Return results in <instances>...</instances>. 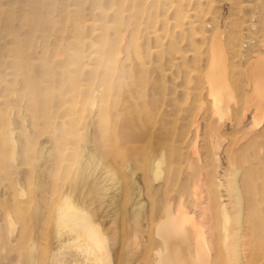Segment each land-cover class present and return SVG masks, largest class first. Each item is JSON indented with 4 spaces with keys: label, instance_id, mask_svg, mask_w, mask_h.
<instances>
[{
    "label": "bare ground",
    "instance_id": "obj_1",
    "mask_svg": "<svg viewBox=\"0 0 264 264\" xmlns=\"http://www.w3.org/2000/svg\"><path fill=\"white\" fill-rule=\"evenodd\" d=\"M72 13L75 16L77 9H72ZM89 25L100 31L113 29L95 22ZM77 26L74 24V28ZM254 27L249 24L245 29L249 31ZM6 28L11 30L5 34L7 44L2 47L9 54L10 76L23 85V96L29 105L23 117L28 120L29 132L20 139L18 149L12 137L15 134L11 120L0 110V184L10 192V207L16 210L18 203L14 199L23 197L25 191L11 188L8 168L15 165L17 153L21 160L19 165H30L38 156L37 139L47 138L43 163L48 168L50 188L49 197L46 196L52 217L49 225H53L57 243V250L50 253L49 264H109L100 228L103 225L114 228L117 223L119 205L115 198L122 192L126 176L125 186L131 193L129 199L126 197L123 201L125 212H119L125 214L126 228L150 230L160 243L150 249V261L146 264H264L261 213L264 204V35L244 42V37H240L237 49L234 43H229L225 50L220 32L215 31L208 47L206 89L201 92V88H196L201 92L200 97L186 106L166 107L167 119L163 114V117L157 116L155 110H147L145 102H132L134 111L131 113L129 106H125L130 112H126L125 119L122 117V130H115L120 134L113 136L110 123L104 120L108 114L105 104L109 94L97 89L99 102L96 105V91L93 93L77 85V67L81 64L76 52L67 55L73 59L67 71L70 94L57 95L59 109L64 108L67 119L56 120L57 111H52L46 96L35 105L34 100L41 93L39 86L45 94L51 95L56 90L55 83L41 64L40 90L36 87L37 97L33 95L36 88L34 90L29 77L33 67L29 61L31 46L26 37L16 35L11 26L7 24ZM242 44L247 46V51L257 54L244 60L245 82L235 85L229 73L237 69L230 68L232 63L228 61L227 52L241 57ZM239 95L245 96L242 109H237ZM85 97L97 107L90 123L94 128L92 133L99 137L90 142L92 149L77 152L76 159L75 151L84 141V133L82 135L77 128L74 114L77 100ZM231 109L239 112L235 118L229 117ZM109 111L111 116H116L114 113L118 110ZM57 126L59 131L55 133ZM18 135L22 137L21 132ZM136 173L139 179L135 182ZM96 192L99 199L89 204L84 202L83 197L97 195ZM103 198L107 200L102 201ZM93 204L96 205L93 212L98 214L95 220L89 212ZM7 219L12 232L13 224ZM152 239L149 235L148 244Z\"/></svg>",
    "mask_w": 264,
    "mask_h": 264
},
{
    "label": "rangeland",
    "instance_id": "obj_2",
    "mask_svg": "<svg viewBox=\"0 0 264 264\" xmlns=\"http://www.w3.org/2000/svg\"><path fill=\"white\" fill-rule=\"evenodd\" d=\"M0 9V110L11 120L12 130H19L13 131L15 135L12 136L18 149L23 136L29 132L28 120L23 117L29 105L23 96L25 92L21 81H14L10 76L9 54L2 47L7 44L5 34L11 30L6 28L7 24L16 35L23 39L26 37L31 46L29 61L33 67L29 70V77L34 90L43 75L41 64H44L49 78L55 83L56 90L51 95L45 94L39 86L41 93L37 97L40 89L36 88L33 95L38 101L34 97L35 105L37 102L39 105L46 96L52 111H57L56 120L67 119L64 108L59 109L57 95L70 94L67 71L71 69L73 59L67 55L76 52L81 64L77 67V85L85 86L93 93L96 91L95 104L99 102L98 91L109 94L108 103L105 104L108 114L104 120L110 123L113 136L122 130L126 112L134 111L132 102H145L147 110H155L157 116H164L166 107L186 106V103L200 97L206 89L204 74L208 47L215 31L220 32L225 50L229 43H234V49H237L240 37H244V42L264 35V0H0ZM72 9L78 11L75 16ZM100 12L103 16H100ZM94 22L113 29H92L89 24ZM76 23L78 26L74 28ZM249 24L255 27L247 31L245 26ZM247 50V46L242 44L239 58L235 57V53L227 52L228 61L232 63L230 68L237 69L229 73V79L235 85L245 82L242 75L245 61L257 54ZM117 85L124 86L126 90ZM197 87L201 88V92L196 90ZM9 90L15 94L12 95ZM236 100L237 109H242L245 96L239 95ZM77 101L74 118L78 121L77 128L82 135L84 133L82 138L85 143L80 142L77 146L76 159L77 152L92 149L90 142L99 137L97 133H92L94 128L90 123L98 104H90L87 97ZM125 106H129L130 110ZM109 109L113 112L118 110L114 113L116 116H113V112L111 116ZM238 114L231 109L229 117L235 118ZM57 127L55 133L59 131ZM18 132L22 133V137H18ZM47 142L44 136L37 139L35 151L38 156L30 165H19L21 160L17 153L15 165L8 168L13 184L11 188L25 191L23 197L14 199L18 203L16 210L10 207V192L0 184V264H49L50 253L57 250L54 228L49 225L52 218L48 201L50 180L48 168L43 163ZM124 179L128 182V176ZM138 179L139 174L136 173L133 180L136 182ZM125 180L121 185L122 192H119L118 199L115 198L119 205L116 226L106 228L103 225L100 231L104 236L109 264H146L150 261L151 250L160 243L150 230L126 228V221H123L126 217L122 214L125 212L123 201L126 197L129 199L131 189L125 186ZM96 194L88 196L90 199L83 197L84 202L89 204L91 200L99 199L98 192ZM109 196H112L111 193ZM93 206L89 207V212L95 220L98 214L93 212L96 205ZM119 212H122V216ZM261 213L264 218V204ZM7 218L13 224L12 232ZM149 235L153 238L151 244H148Z\"/></svg>",
    "mask_w": 264,
    "mask_h": 264
}]
</instances>
